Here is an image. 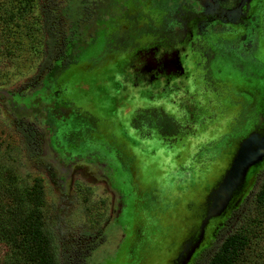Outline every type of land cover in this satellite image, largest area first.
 <instances>
[{"label": "rangeland", "instance_id": "rangeland-1", "mask_svg": "<svg viewBox=\"0 0 264 264\" xmlns=\"http://www.w3.org/2000/svg\"><path fill=\"white\" fill-rule=\"evenodd\" d=\"M144 2L33 0L23 7L17 0H0V20L7 13L11 20L4 29L0 26V186L20 192L30 205L28 194L35 195L31 196L37 202L33 204L40 207L62 263L63 255L69 253L70 264H182L181 253L189 255L197 245L186 263L195 264L201 252L214 247L220 232L231 233L240 226L239 214L231 224L228 220L243 199L248 197L241 215L257 213L253 194L264 158L248 169L228 208L204 221L207 200L230 159L222 152L217 159L205 158L202 163L189 155L177 158L165 143L154 144L158 137L150 113L163 108L181 126L176 114L164 103L160 105L161 101L148 96L135 99L116 89L121 81L112 63L123 61L133 52L134 42L150 30L141 27L150 13ZM155 3L150 26L154 32L152 23L156 25L158 44H165L166 39L171 42L167 45L182 47L185 30L169 25L172 19L182 20L181 9L173 13L168 6L179 7L180 0ZM46 9L58 14L51 30L58 43L71 42L68 67L53 61L41 68L46 50L41 24ZM85 20L91 23L89 27ZM259 32L264 41V25ZM201 45L197 41L191 47L194 62H203L209 51ZM250 54L251 63L260 66L248 85L250 92L232 86L225 93L223 81L212 75L209 64L204 66L208 74L198 79L204 82L200 94L205 103L220 99L214 110L201 109L205 121L199 127L201 131L204 127V137L209 135L205 139L212 143L206 145L217 149L216 156L228 137L217 139L219 125V129L230 128L233 142L249 136L264 140V42L254 43ZM202 66L198 65L199 70ZM225 99L236 105L229 117L222 104ZM166 122L158 125L167 129L172 124ZM187 133L191 134L182 132ZM138 141L145 150L137 148ZM185 143L189 154L198 149L190 148V139L171 145ZM215 149L206 151L205 157ZM5 249L0 244V259ZM253 251L258 252V247L248 250V261Z\"/></svg>", "mask_w": 264, "mask_h": 264}, {"label": "flooded vegetation", "instance_id": "flooded-vegetation-1", "mask_svg": "<svg viewBox=\"0 0 264 264\" xmlns=\"http://www.w3.org/2000/svg\"><path fill=\"white\" fill-rule=\"evenodd\" d=\"M171 1L169 0V2ZM144 3L146 10L150 13L144 19L141 27H149L150 30L142 35L143 39L134 42L133 52L125 55L123 61L112 63L116 68L115 74H118L117 79L121 81V86L116 87V89L126 92L124 93L126 96L132 95L135 99L148 96V98L155 101H161L160 105L164 103L169 112L176 114V118H174L177 123H182L181 126L180 124L176 126L172 116L170 117L168 113L163 112V108L160 110L156 107L150 113L151 117L154 115L155 120L153 122L156 126V137L159 138L153 140L154 144L165 143L166 149L171 148L170 153H174L177 158L192 157L200 159L202 163L205 158L217 159L224 152L223 156L230 159L229 163L231 164L242 139L233 142L230 128L221 126L223 129H219V125L217 127V139L224 137L225 134L228 137L222 142L223 148L218 147V156L215 154L217 149L214 146L206 145L211 141L205 139L210 138L208 134L205 137L203 136L204 127L202 131L201 128L199 129L205 121V114L202 113L201 109L214 110L217 106L219 107L220 99L215 104L205 103L203 92L200 94V89L205 88L201 87L204 86V82L198 79H204L208 74V71L204 70V66L209 64L210 69H213L210 70L212 75L223 81L225 93H229L232 86L235 90L237 86L242 87L241 89H244L245 92H250L248 85L253 81V72L260 69V66L255 67L251 63L252 54L250 53L254 43L261 44L264 42L259 32L262 31L264 25V0H180L181 5L175 8L169 3L170 11L174 13L181 9L182 13L180 22L172 19L169 24H176V26L174 25L176 30L179 28H182V31L185 30L184 33L182 32L181 41L183 46L180 48H174L172 44L167 45L171 42L166 39L162 41L165 44H158L157 34L155 33L157 31L156 25L152 23L154 32H152L150 26L152 20H154L151 13L157 11L155 0H145ZM195 3L200 7L194 6ZM193 9H195V12ZM85 23L88 27L91 25L89 20H85ZM121 27L123 28L122 25ZM215 29H217V32L214 33L213 30ZM240 40L244 46L241 45ZM197 41L202 44L203 48L208 46L209 49L206 56L203 57V62L193 61L191 47L197 44ZM248 47L249 50H247ZM193 65L197 68L198 65L203 66L201 70L199 68L194 70ZM192 79L195 80L193 84ZM246 98H249V96L246 95ZM222 104L226 106L225 108L228 110L226 116L229 117L230 112L235 109L236 105L231 106L230 104L234 103H231L230 99L228 101L225 99ZM210 106L212 107L210 108ZM160 121H170L172 125L167 126L166 129L165 126L158 125ZM161 126L163 129L160 128ZM160 130H164L165 133H161ZM185 130L190 131L191 134L183 135L182 132ZM199 135H202L204 139L203 137V140L198 139ZM183 139L192 140L190 148L197 147L198 149L191 150L193 152L189 154V151L186 150L187 143L184 146L179 145L177 147L171 145L172 143L183 144ZM139 142H136L137 148L145 150L144 145L139 144ZM197 142H199V145L194 147ZM209 149H215V151H209L210 154L205 157L204 153Z\"/></svg>", "mask_w": 264, "mask_h": 264}, {"label": "trees", "instance_id": "trees-1", "mask_svg": "<svg viewBox=\"0 0 264 264\" xmlns=\"http://www.w3.org/2000/svg\"><path fill=\"white\" fill-rule=\"evenodd\" d=\"M18 6H30L33 0H17ZM1 11V10H0ZM55 10H44L42 14V31L45 34L46 50L41 68L51 66L54 61L60 67L69 65V58L72 56L69 52L70 40H65L61 44L58 38L51 33L52 23L58 18ZM1 18V13H0ZM9 13L5 19L0 20L2 29L9 24ZM5 49V48H4ZM69 60V61H68ZM32 135V134H31ZM33 136V135H32ZM36 140V138L34 137ZM32 138V140H34ZM258 189L253 194L255 216L244 217L241 210L246 206L248 197L236 209L228 224H231L237 214L241 217L240 226L233 232H220L216 236V244L205 249L196 258L195 264H264V170L258 173ZM28 193H26L27 195ZM30 195L31 205L26 202L25 197L15 190H10L0 186V244L6 249L0 259V264H70V255H63V263L54 246V240L50 232L45 228L44 218L40 214V207L34 194ZM28 204V205H27ZM263 231L260 233L258 231ZM104 236L99 240L102 241ZM261 241L263 243L261 244ZM257 246L259 251H253L252 260H247L248 250ZM262 247V248H261ZM261 250H263L261 252Z\"/></svg>", "mask_w": 264, "mask_h": 264}, {"label": "water", "instance_id": "water-1", "mask_svg": "<svg viewBox=\"0 0 264 264\" xmlns=\"http://www.w3.org/2000/svg\"><path fill=\"white\" fill-rule=\"evenodd\" d=\"M263 158L264 140H258L254 136H249L241 142L224 177L219 181L207 200V211L204 221H207L211 217H217L228 208L234 192H236L244 182L248 169L255 166ZM204 221L202 222V226ZM196 246L197 245L191 250L189 255L187 252H180V256H183L184 261H182V264L188 262L190 256L195 251Z\"/></svg>", "mask_w": 264, "mask_h": 264}]
</instances>
